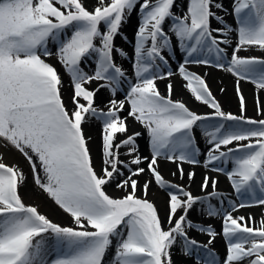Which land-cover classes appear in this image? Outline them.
<instances>
[{
    "label": "snow or ice",
    "instance_id": "1",
    "mask_svg": "<svg viewBox=\"0 0 264 264\" xmlns=\"http://www.w3.org/2000/svg\"><path fill=\"white\" fill-rule=\"evenodd\" d=\"M174 7L180 8L177 0H95L91 10L86 0H0V141L21 154L34 186L74 225L56 223L26 204L20 190L28 174L0 155V264H175L177 251L193 264H264V218L233 214L264 208V118L244 114L239 85L246 80L264 90V58L239 55L248 48L264 50V0H231V13L222 0H187L180 14ZM220 13L234 15L236 27ZM133 17L129 56L115 40L130 42L123 26ZM176 51L183 55L173 71ZM115 56L131 61V76ZM56 64L69 77L67 96ZM87 64L94 65L91 72ZM190 65L236 76L240 115L222 110ZM176 75L211 112L198 113L173 99L170 81ZM164 80L166 95L157 86ZM125 84L124 98L116 99ZM101 89L111 96L104 107L96 103ZM130 119L147 134V156L137 143L144 133L130 132ZM92 122L101 124L99 172L84 127ZM199 129L208 144L203 161ZM161 159L176 163L171 175L189 183L167 180ZM201 163L224 174L232 192L221 193L219 180L204 175L201 194L194 195L196 173H185L182 165ZM144 175L149 178L141 183ZM113 184L121 197L108 194L106 186ZM153 184L166 196L162 215ZM194 210L219 217L220 230L194 222ZM191 231L206 235L207 242ZM218 237L222 254L215 248Z\"/></svg>",
    "mask_w": 264,
    "mask_h": 264
},
{
    "label": "bare ground",
    "instance_id": "2",
    "mask_svg": "<svg viewBox=\"0 0 264 264\" xmlns=\"http://www.w3.org/2000/svg\"><path fill=\"white\" fill-rule=\"evenodd\" d=\"M88 3L95 2L94 0H86ZM225 7L228 9V12L231 13V0H222ZM177 3L180 5V8L174 7L173 11L177 12V14H180L181 9L186 11L187 8V0H177ZM224 16V19L228 25H231L233 28L236 27V21L234 18V15L232 14H224L220 13ZM136 19L133 17L131 22L129 24H125L123 26V32L125 35L128 36L129 43L125 44L123 40H121L119 37L116 38L115 43L117 46L123 48L129 56L132 54V43L131 41L134 39V33L132 25L136 24ZM215 27H221V25L217 24L215 21H213V25ZM233 40H232V46L235 45V34H232ZM232 46L227 47V51L230 57V54L232 52ZM183 55V53H180L179 51H176L174 54V58L170 61V65L173 71H175L177 64L180 62V57ZM240 56H255V57H261L264 58V50H261L259 48L253 47L248 48L247 50L241 51L239 53ZM120 57V56H117ZM50 62L55 63L54 59H50ZM116 62L120 64L131 76L132 73V64L131 61L128 59H125L121 57V59H116ZM56 67L60 71V74L63 77L65 89H66V96L70 94V89L68 88V82L69 77L64 72V70L60 67L59 64H56ZM93 64H87L84 65L85 71L91 72L93 69ZM190 70L200 74L203 76L209 85V88L215 97V99L221 104L222 110L225 112H231L236 115H240V104L239 99L236 92V83H237V77L234 76L232 73L217 68V67H205V66H198V65H190ZM173 84V99L174 100H183L186 102V104L191 108L196 110L198 113L204 114L209 113L212 111V109H209L207 106L200 104L199 102L195 101L194 98L191 96V94L183 87V81L182 79L176 75L171 78L170 81ZM169 83L168 80L164 81H157V86L161 92V94L166 95V85ZM240 90L242 95L245 98L246 102V112L244 113L247 117L254 118V119H260L264 118L260 115V113L264 112V90H259L255 87V85L251 82H248L246 80H241L239 82ZM92 88L96 87V84L91 85ZM127 88V85H123V87L118 92L116 99H123V92ZM223 89V91H222ZM111 98L110 92L107 89H101V91L97 94L96 97V103L100 107H104L107 104V101ZM257 101L259 102V107L257 106ZM70 102V101H68ZM130 125V132L131 131H140L144 133L143 127L131 119L129 120ZM87 129V133L89 136L92 137V140L97 143L98 146L101 147L102 144V136H101V124L99 122H92L85 125ZM197 141L199 144V147L201 149V155L200 160L203 161L205 159V150L208 147V144L205 140V137L202 135V129L197 130ZM137 143L140 147V151L142 155H149V146H148V138L147 134L144 133L141 137L137 138ZM123 152L124 150L121 149ZM96 161L99 165H101V150L94 151ZM0 155L3 156V162L6 164L12 165V164H18L26 174H28V181L27 186L24 188H21V195L23 196L24 200L27 204H35L32 199H35V194L41 193L43 197L47 198L48 207L50 206L52 211L57 215V217L69 220L71 221V218L64 213L61 209H59L58 206L53 205V201L47 197L46 194L39 191L32 182L31 174L29 173V168L24 160V158L19 154L18 151H16L14 148H12L10 145L5 146L4 142L0 141ZM123 158V157H122ZM218 166H223L226 168H230L231 165H221L220 162H217ZM143 166V165H142ZM182 167L184 168L185 173L189 171H195V181L191 183V190L194 195H200V189L199 184L201 182V179L204 175H209L212 177H215L219 180L218 183V191L221 193L227 195L232 192V189L230 187V183L227 180L226 176L222 173H214L209 171V169H206L203 166V163L200 165L192 166L189 164H183ZM159 169L163 176L172 182L176 183H183L188 184L187 178L183 181L179 180V174L177 173L176 176L171 175L173 172H177V164L172 163L170 161L161 159L159 162ZM149 177L147 175L141 176L140 181L143 183L144 180L148 179ZM111 186H114L111 185ZM211 187H209L208 191H211ZM35 193V194H34ZM152 193L154 196V202L157 204L159 208L163 210L164 208V202L166 200V196L164 195V191L160 189L157 185H152ZM32 198V199H30ZM233 199H239L235 196H233ZM215 203V201H213ZM234 215H243V216H249L251 215L254 217L257 221H259L261 218H264V208L255 206V207H248V208H242L238 212H234ZM190 218L196 222V223H203L205 225L211 224L217 231L221 228V220L219 217L216 218H210L206 215H201L199 211H192L190 214ZM72 222V221H71ZM190 235H192L195 239L207 242L208 237L206 235L200 234L196 231H191ZM215 248L217 251L222 254L224 252V243L223 241L218 237L215 242ZM174 261H176L178 264H193V261L189 258H186L183 256V254L179 251L175 252L173 255Z\"/></svg>",
    "mask_w": 264,
    "mask_h": 264
},
{
    "label": "rangeland",
    "instance_id": "3",
    "mask_svg": "<svg viewBox=\"0 0 264 264\" xmlns=\"http://www.w3.org/2000/svg\"><path fill=\"white\" fill-rule=\"evenodd\" d=\"M94 1H95V0H94ZM92 3H94V2H90V3H88V2L86 1V6H88L90 10H91V4H92ZM124 43H125V42H124ZM125 44H127V43H125ZM115 59H121V57H117V56H115ZM68 106H69V108L72 107L71 102H68ZM84 127H85V126H84ZM85 131H86V134L88 135L86 127H85ZM90 149H91V155H92V159H93V164H94L96 170L99 172L101 165H99V164L97 163V161H96V157H95V154H94V153H95L94 151H99V150H101V147L98 146L97 143H96L95 141L91 140V141H90ZM106 190H107V192H108L109 195H111V196H113V197H115V198H119V197H121V196L123 195V192H122L121 190L115 188V186H106ZM34 194H35V193H34ZM35 195H36V196H35V199L30 198V199L33 200V202H35V204L33 203L32 205H36V206H38L39 210H40L43 214L47 215V216H48L50 219H52L54 222L59 223V224H61V225H63V226H74V225L72 224V222L69 221V220H65V219H62V218L59 219V217H57V215L52 211L51 207H50V206L48 207L47 198H46V197H43L41 193H37V194H35ZM25 203H26V201H25ZM26 204H27V203H26ZM53 205L56 206V205L54 204V202H53ZM156 205H157V204H156ZM157 207H158V206H157ZM158 211L161 212V215L163 214V210H162L161 208H159V207H158ZM173 260H174V259H173ZM174 262H175V264H178L176 261H174Z\"/></svg>",
    "mask_w": 264,
    "mask_h": 264
}]
</instances>
